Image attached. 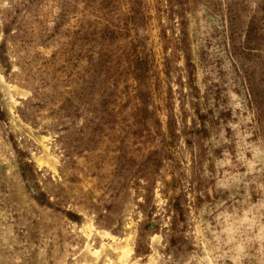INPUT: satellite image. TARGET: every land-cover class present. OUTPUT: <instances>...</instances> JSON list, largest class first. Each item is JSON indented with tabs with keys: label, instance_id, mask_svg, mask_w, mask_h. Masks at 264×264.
<instances>
[{
	"label": "rangeland",
	"instance_id": "1",
	"mask_svg": "<svg viewBox=\"0 0 264 264\" xmlns=\"http://www.w3.org/2000/svg\"><path fill=\"white\" fill-rule=\"evenodd\" d=\"M0 264H264V0H0Z\"/></svg>",
	"mask_w": 264,
	"mask_h": 264
}]
</instances>
